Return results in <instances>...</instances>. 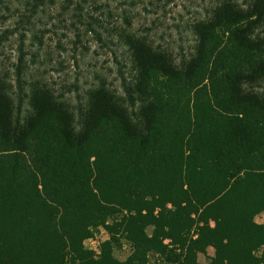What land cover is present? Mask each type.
<instances>
[{"label": "trees", "instance_id": "1", "mask_svg": "<svg viewBox=\"0 0 264 264\" xmlns=\"http://www.w3.org/2000/svg\"><path fill=\"white\" fill-rule=\"evenodd\" d=\"M13 1L30 13L54 2ZM192 29L195 53L180 65L123 34L134 114L101 85L77 128L35 85L22 117L0 80V264H264V0H227ZM22 65L21 51L20 89ZM103 226L95 255L84 241Z\"/></svg>", "mask_w": 264, "mask_h": 264}, {"label": "rangeland", "instance_id": "2", "mask_svg": "<svg viewBox=\"0 0 264 264\" xmlns=\"http://www.w3.org/2000/svg\"><path fill=\"white\" fill-rule=\"evenodd\" d=\"M5 1L8 5H0V80L10 85L11 97L16 107L20 104L22 117L31 112L33 86L40 85L69 107L79 128L89 94L101 85L130 112H138L140 104L131 107L128 102L126 89L134 85L136 71L123 34L132 32L145 39L180 65L195 53L193 25L210 19L215 8L227 0H54L47 1L36 13L28 12L25 2ZM230 1L243 9L251 3ZM260 33L264 36V29ZM21 51L20 89L17 66ZM254 91L264 93V82ZM256 221L264 224V212ZM96 235L102 241L109 239L106 226ZM124 242L128 241L121 237V247L114 253L120 261L130 255L123 248ZM213 255L214 249L209 248L199 255V261L207 263Z\"/></svg>", "mask_w": 264, "mask_h": 264}, {"label": "built area", "instance_id": "3", "mask_svg": "<svg viewBox=\"0 0 264 264\" xmlns=\"http://www.w3.org/2000/svg\"><path fill=\"white\" fill-rule=\"evenodd\" d=\"M257 222V221H256ZM106 241V240H105ZM104 240H100L99 236L96 234L84 241V249L93 252L95 255H99L101 252V244ZM123 248L128 249L129 252H132V246L129 242L123 243Z\"/></svg>", "mask_w": 264, "mask_h": 264}]
</instances>
